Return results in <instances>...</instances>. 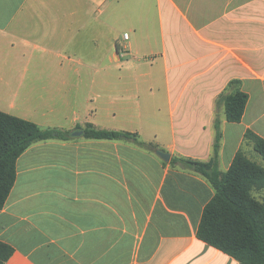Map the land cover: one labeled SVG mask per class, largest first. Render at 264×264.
<instances>
[{
  "label": "crops",
  "instance_id": "obj_1",
  "mask_svg": "<svg viewBox=\"0 0 264 264\" xmlns=\"http://www.w3.org/2000/svg\"><path fill=\"white\" fill-rule=\"evenodd\" d=\"M123 63L132 79L102 94L100 70ZM233 79L248 94L239 122L215 104ZM0 111L68 133L16 159L0 208L6 264H240L197 237L214 188L171 160L208 161L215 117L218 170L239 148L252 159L244 132L264 138V0H0ZM87 123L148 146L86 138Z\"/></svg>",
  "mask_w": 264,
  "mask_h": 264
},
{
  "label": "trees",
  "instance_id": "obj_2",
  "mask_svg": "<svg viewBox=\"0 0 264 264\" xmlns=\"http://www.w3.org/2000/svg\"><path fill=\"white\" fill-rule=\"evenodd\" d=\"M240 81L230 80L216 99V107L223 105L225 119L239 122L243 116L248 94L240 89ZM213 155L208 161L192 158H173L205 176L214 188V195L205 204L197 228V237L240 264H264V201L255 191L264 190V167L239 148L224 172L217 168L221 139L220 120L214 122ZM67 132L59 128H41L35 122L0 111V208L4 205L16 177V159L33 142L47 139H66ZM86 138L137 139L136 132L98 129L87 123L83 128ZM244 140L264 159V138L250 129ZM13 247L0 241V264L13 253Z\"/></svg>",
  "mask_w": 264,
  "mask_h": 264
},
{
  "label": "rangeland",
  "instance_id": "obj_3",
  "mask_svg": "<svg viewBox=\"0 0 264 264\" xmlns=\"http://www.w3.org/2000/svg\"><path fill=\"white\" fill-rule=\"evenodd\" d=\"M119 29H120V26H119ZM122 30H124V28L120 29V31H119V37L120 38L122 37V34H123ZM126 71H127V66L124 63L120 64L119 67L115 66L114 64L103 67L102 70H100V73H102L103 79H105L106 82H109V83H107V84L105 83L104 86H102L103 90H99V91L102 94H105V93L109 94L111 88H114L113 85L110 84L112 79H132V78H129V75L127 74ZM69 77H70V79H82L79 76H73V75H71ZM58 79H61V78H58ZM83 79H85V78H83ZM125 87H127V85L123 84V88H125ZM91 92L92 91L88 92V94H90ZM251 157H252V159L257 161L259 164L264 166V159H262L255 151L252 152ZM254 193L257 197L262 198V200L264 201V192L255 191Z\"/></svg>",
  "mask_w": 264,
  "mask_h": 264
},
{
  "label": "water",
  "instance_id": "obj_4",
  "mask_svg": "<svg viewBox=\"0 0 264 264\" xmlns=\"http://www.w3.org/2000/svg\"><path fill=\"white\" fill-rule=\"evenodd\" d=\"M79 132L82 133V130L79 131ZM157 154H158L162 159H164V160H168V159H169V154L166 153V152H164V151H160V150H158V151H157Z\"/></svg>",
  "mask_w": 264,
  "mask_h": 264
},
{
  "label": "built area",
  "instance_id": "obj_5",
  "mask_svg": "<svg viewBox=\"0 0 264 264\" xmlns=\"http://www.w3.org/2000/svg\"><path fill=\"white\" fill-rule=\"evenodd\" d=\"M123 37H124V38H127V34L125 33V34L123 35Z\"/></svg>",
  "mask_w": 264,
  "mask_h": 264
}]
</instances>
